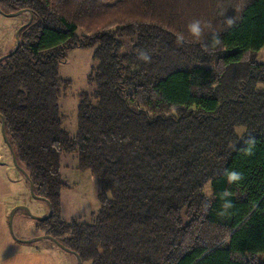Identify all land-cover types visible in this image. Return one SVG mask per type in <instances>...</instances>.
<instances>
[{
	"label": "trees",
	"instance_id": "1",
	"mask_svg": "<svg viewBox=\"0 0 264 264\" xmlns=\"http://www.w3.org/2000/svg\"><path fill=\"white\" fill-rule=\"evenodd\" d=\"M0 9L30 19L0 54V115L16 166L52 205L47 233L83 264H264V0ZM76 46H95L96 64L70 136L58 67ZM63 153L100 183L89 222L59 216Z\"/></svg>",
	"mask_w": 264,
	"mask_h": 264
},
{
	"label": "rangeland",
	"instance_id": "2",
	"mask_svg": "<svg viewBox=\"0 0 264 264\" xmlns=\"http://www.w3.org/2000/svg\"><path fill=\"white\" fill-rule=\"evenodd\" d=\"M27 20L28 14L25 11L17 16L10 17L0 14V54L8 52L15 45V32ZM4 25L6 35L1 38ZM88 35L85 34L82 38ZM94 48L95 46L70 47L65 51L62 62H59V76L70 80L69 86L62 91L59 98L63 128L68 131L70 136L75 135L77 131L79 94L83 91H90L92 88V85L87 81V75L91 67L96 64L92 57ZM257 56L259 58L263 57L264 49L259 51ZM60 160V173L65 186L60 192L59 216L62 219L70 220V218H74L75 221L89 222L99 208L100 183L89 170L77 168L76 154L63 153ZM0 164V183L5 181L0 184V211H3L5 216L3 220L2 215H0L2 219L0 228L4 231V233L0 231V246L3 247V250H0V255L6 253L12 247H39L41 250L52 252L54 255L57 253L61 257H66V261L56 257L57 264H78L76 257L58 246L53 241V237L45 231L46 227L43 223L52 215V205L51 214L49 215L48 203L42 198H33L30 195L29 181L23 172L14 165L10 150L4 145L1 129ZM19 167L22 168L21 165ZM204 192L209 193L208 183L204 187ZM18 205H23L28 210L24 208L16 210L12 215L10 227L9 215ZM44 216L48 217L44 220L37 218ZM208 231H213V228ZM12 233L18 238H41L31 242H20L13 237ZM44 235H49L51 238L42 237ZM204 236L210 235L206 233ZM257 257L262 261V256L258 255Z\"/></svg>",
	"mask_w": 264,
	"mask_h": 264
},
{
	"label": "crops",
	"instance_id": "3",
	"mask_svg": "<svg viewBox=\"0 0 264 264\" xmlns=\"http://www.w3.org/2000/svg\"><path fill=\"white\" fill-rule=\"evenodd\" d=\"M5 25L2 30L1 36L2 35L3 36L1 38H3L6 35ZM2 53L4 54L5 52ZM2 182L0 184H2ZM0 215H2V218L4 220L5 216L3 211H0ZM1 224H2V219L0 221V226ZM0 231L1 233H4V231H2L1 228ZM0 250H3V247L0 246ZM56 257H59L60 259H64L65 261L67 260L66 257H61L57 253H55L54 255L52 252L41 250L39 247L21 248V246H18V247H12L6 253L1 254L0 264H57L58 261H56Z\"/></svg>",
	"mask_w": 264,
	"mask_h": 264
},
{
	"label": "water",
	"instance_id": "4",
	"mask_svg": "<svg viewBox=\"0 0 264 264\" xmlns=\"http://www.w3.org/2000/svg\"><path fill=\"white\" fill-rule=\"evenodd\" d=\"M25 10H18V11H15V12H10V13H5V12H3L1 9H0V13L1 14H3V15H5V16H17V15H19V14H21L22 12H24ZM28 22H30V19H28V21L26 22V23H28ZM25 23V24H26ZM25 24H23V25H21L18 29H17V31L15 32V39H16V45H15V48L13 49V51L17 48V45H18V42H19V39H18V32H19V30L25 25ZM13 51H11L10 53H8V54H12V52ZM5 57V55H2V56H0V60L1 59H3ZM0 129H1V133H2V136H3V138H4V140H5V142L10 146V144H9V141H8V138H7V135H6V132H5V127H4V117L2 116V115H0ZM11 148V147H10ZM13 162H14V164L15 165H17V161H16V158H15V156H14V154H13ZM22 172H23V174L25 175V177L28 179V181H29V189H30V193H31V195L34 197V198H42V199H45V198H43V197H40V196H38V195H36L35 193H34V190H33V183H32V181L29 179V176L27 175V173L24 171V169L23 168H21V167H18ZM45 201L48 203V206H49V215L51 214V204L48 202V200H46L45 199ZM19 208H24V209H26V210H28L25 206H23V205H18V206H16L12 211H11V213H10V215H9V220H8V222H9V225H10V227H11V222H12V215H13V213L16 211V210H18ZM48 215V216H49ZM48 216H44V217H37V218H39V219H42V220H44V219H46ZM12 235H13V237L16 239V240H18V241H20V242H31V241H34V240H37V239H39V238H41V237H36V238H18V237H16L15 235H14V233H12ZM42 237H50L49 235H44V236H42ZM51 238V237H50ZM53 239V241L58 245V246H60L61 248H63L64 250H66V251H68V252H71V253H73L75 256H76V259H77V262H78V264H82V260H81V258L79 257V255L77 254V253H75V252H73L72 250H70L69 248H67V247H65L62 243H60L58 240H56V239H54V238H52Z\"/></svg>",
	"mask_w": 264,
	"mask_h": 264
},
{
	"label": "bare ground",
	"instance_id": "5",
	"mask_svg": "<svg viewBox=\"0 0 264 264\" xmlns=\"http://www.w3.org/2000/svg\"><path fill=\"white\" fill-rule=\"evenodd\" d=\"M29 24V23H28Z\"/></svg>",
	"mask_w": 264,
	"mask_h": 264
}]
</instances>
